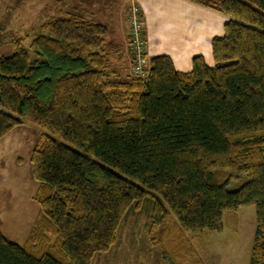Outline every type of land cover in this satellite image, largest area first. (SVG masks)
Wrapping results in <instances>:
<instances>
[{
	"label": "trees",
	"instance_id": "16d2710c",
	"mask_svg": "<svg viewBox=\"0 0 264 264\" xmlns=\"http://www.w3.org/2000/svg\"><path fill=\"white\" fill-rule=\"evenodd\" d=\"M192 1L229 20L213 63L196 56L188 72L157 55L133 73L131 5L130 72L109 28L68 10L0 54V139L24 123L43 131L31 156L39 212L23 245L0 231V264H92L149 197L164 262L194 252L187 232L220 231L225 213L254 204L250 264H264V0Z\"/></svg>",
	"mask_w": 264,
	"mask_h": 264
},
{
	"label": "rangeland",
	"instance_id": "374dc122",
	"mask_svg": "<svg viewBox=\"0 0 264 264\" xmlns=\"http://www.w3.org/2000/svg\"><path fill=\"white\" fill-rule=\"evenodd\" d=\"M75 1L70 0L72 4H69L67 0H0V54L12 52L14 40L22 39L29 46L40 32V25L60 16L61 10L75 11L72 7ZM104 1L110 5L107 7L110 13L100 7ZM113 2L118 1L89 0L90 8L86 7L88 4L79 6H84L89 18L95 20L98 19L96 13L111 14ZM129 2L131 6L135 4ZM78 10L77 14H80L83 9L79 7ZM105 18L111 21L108 40L120 43V46V15H106ZM113 18H117L118 24ZM116 54L113 58L118 56ZM42 134L40 127L24 123L0 139V231L20 245L25 243L40 208L34 198L38 183L33 175L31 156ZM246 179L244 176L228 187L236 189ZM153 202L149 197L139 205L132 204L121 221L117 242L109 251L97 253L92 264H169L163 260L162 249L148 240ZM222 225L220 231L187 232L188 246L194 248V252L183 251L186 261L178 259L177 264H194L196 261L202 264H250L256 228L255 205L225 213ZM184 248H187L186 244L182 245Z\"/></svg>",
	"mask_w": 264,
	"mask_h": 264
},
{
	"label": "crops",
	"instance_id": "0c3cea01",
	"mask_svg": "<svg viewBox=\"0 0 264 264\" xmlns=\"http://www.w3.org/2000/svg\"><path fill=\"white\" fill-rule=\"evenodd\" d=\"M72 4L74 1L69 2ZM89 0H77L72 7L74 13L78 12L79 7L82 10L80 14L89 17L84 6ZM113 2L111 14L107 9L109 4L104 1L100 7L105 9L104 13L98 15L94 21L105 24L109 28L110 20L106 15H120L122 33L120 43H116L107 37V44L120 49V54L124 62V69L131 71L129 48V21L128 8L130 2L139 7L140 18L143 24V31L147 38L146 53L151 58L157 55L170 56L175 67L179 71L188 72L193 68V59L196 56H203L208 64L213 63L212 40L217 36H223L225 33V24L229 17L225 14L209 8L199 2L192 0H117ZM78 3V4H77ZM90 4L86 7L90 8ZM78 7V8H77ZM92 11V10H90ZM103 15V16H102ZM117 23V18L114 19ZM118 24V23H117ZM118 38V36H117ZM119 39V38H118ZM116 63V61L114 62Z\"/></svg>",
	"mask_w": 264,
	"mask_h": 264
},
{
	"label": "built area",
	"instance_id": "2783aa9c",
	"mask_svg": "<svg viewBox=\"0 0 264 264\" xmlns=\"http://www.w3.org/2000/svg\"><path fill=\"white\" fill-rule=\"evenodd\" d=\"M131 20V44L137 56L136 64L133 68L134 74L144 75L148 64V58L144 55L146 52L147 39L143 34V24L140 18L139 7L133 4L130 8Z\"/></svg>",
	"mask_w": 264,
	"mask_h": 264
}]
</instances>
